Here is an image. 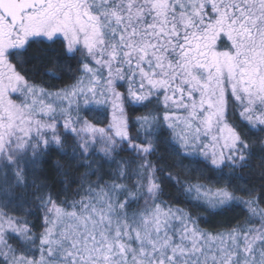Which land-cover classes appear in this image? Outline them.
Returning <instances> with one entry per match:
<instances>
[{"label": "snow or ice", "instance_id": "6c2138e0", "mask_svg": "<svg viewBox=\"0 0 264 264\" xmlns=\"http://www.w3.org/2000/svg\"><path fill=\"white\" fill-rule=\"evenodd\" d=\"M0 264H264V0H0Z\"/></svg>", "mask_w": 264, "mask_h": 264}, {"label": "trees", "instance_id": "16d2710c", "mask_svg": "<svg viewBox=\"0 0 264 264\" xmlns=\"http://www.w3.org/2000/svg\"><path fill=\"white\" fill-rule=\"evenodd\" d=\"M41 79H43L44 82H46V83H51V81H48L46 78L42 77ZM56 86L57 87H61L62 85L57 84ZM255 163L258 164L259 161H256ZM236 216H239V213H231V214H228L227 216L217 217L216 220L212 222V224L213 225H218V226H223V225H226V224H229V223L235 224V223H237V221L235 219ZM239 222L240 223L243 222V218L242 217L240 218ZM202 227L211 228V225L204 224V225H202ZM220 230H223V227H221Z\"/></svg>", "mask_w": 264, "mask_h": 264}]
</instances>
